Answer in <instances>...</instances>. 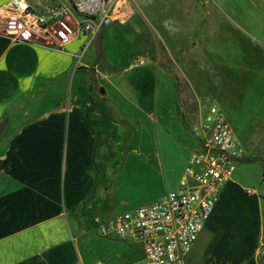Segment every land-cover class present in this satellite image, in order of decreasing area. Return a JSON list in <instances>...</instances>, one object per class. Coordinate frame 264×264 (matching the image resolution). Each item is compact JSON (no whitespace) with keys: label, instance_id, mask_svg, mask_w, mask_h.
I'll return each instance as SVG.
<instances>
[{"label":"crops","instance_id":"crops-1","mask_svg":"<svg viewBox=\"0 0 264 264\" xmlns=\"http://www.w3.org/2000/svg\"><path fill=\"white\" fill-rule=\"evenodd\" d=\"M9 1L0 0V15ZM148 1L135 0L138 8L133 9L128 0L132 14L127 20L138 14L142 25L136 19L113 21L82 54L88 41L82 32L59 47L53 39L14 42L0 31V264H139L138 244L114 234L96 235L89 215L97 213L95 191L103 178L97 149L107 136L117 139L111 123L128 115L127 105L133 121L140 113L144 127L154 123L155 129L170 119L172 82L147 55L157 53L159 42L181 58L182 76L207 103L201 122L216 104L229 116L244 150L231 179L219 187L197 240L175 264H264V0H178L176 7L155 11ZM70 18L76 22L80 17ZM131 24L138 43L150 37L140 50L145 54L122 71H110L123 58L105 57L102 37L123 33L120 27L126 25L131 31ZM98 40V55L88 60L86 53L94 52ZM202 46L206 55L197 51ZM102 56L107 70L99 66L95 71ZM213 61L230 69L229 97L215 82ZM138 69L131 82L129 74ZM201 76L206 81L197 80ZM193 144L185 150L175 186ZM254 167L258 176L251 182ZM112 209L100 217L109 214V219L119 211ZM106 243L116 249L105 250Z\"/></svg>","mask_w":264,"mask_h":264},{"label":"built area","instance_id":"built-area-1","mask_svg":"<svg viewBox=\"0 0 264 264\" xmlns=\"http://www.w3.org/2000/svg\"><path fill=\"white\" fill-rule=\"evenodd\" d=\"M132 14L128 0H68L49 12H38L28 0H10L0 15V30L14 42L55 40L59 47L78 32L88 35L81 54L104 27L124 23ZM78 15L76 22L70 16ZM98 66L94 65L97 71ZM177 185L160 199L117 212L99 225L101 235L114 234L138 244L139 264L181 263L218 197L244 155L229 121L216 105L209 106Z\"/></svg>","mask_w":264,"mask_h":264},{"label":"rangeland","instance_id":"rangeland-1","mask_svg":"<svg viewBox=\"0 0 264 264\" xmlns=\"http://www.w3.org/2000/svg\"><path fill=\"white\" fill-rule=\"evenodd\" d=\"M177 1L154 0L151 2L149 0L147 5H152L149 7H152L155 11L161 7H176ZM205 1L206 4H212V0ZM28 2L38 12H49L63 5L65 0H28ZM131 4L133 9L138 8L135 0H131ZM182 12L185 13V11L181 10L180 14H183ZM187 14L185 13V16ZM132 19H136V24L142 25L143 20L139 18L138 14L132 16L126 23H130ZM113 27L117 26L114 25ZM146 29L148 28L144 26L143 30L145 32ZM120 30L123 32L120 33L121 35H109L105 31L106 33L102 37L105 41V57L107 56L108 59L114 62H119L123 58L118 66L108 68V70L113 72L122 71L125 67L138 63L137 57L145 54L140 50L145 49V43L147 44L148 39H150L149 36H146V42L138 43V36L134 34L135 28L133 24H131V31L129 25L120 27ZM160 43L157 53L153 55L147 53V55L149 59L155 61V67L163 68L166 76L172 82L175 106L172 111H167L171 120L169 118L164 119V123H158L155 129H153L154 123H150L148 127H144V125H139L140 121L138 117L140 113L134 119L136 121H133L129 116V112L132 109H129L127 105L128 115L121 114L119 115L121 120L118 123L115 121L111 123L112 129L110 132L111 134H115L118 130L117 139L107 136L104 141L102 140L97 149V155L102 156V163L104 164L103 178L95 191V209L97 213L89 215V224L95 229V233L98 236L101 235L99 225L108 220L109 214L107 217H100V215L106 211L109 212L108 209L110 207H113L112 211L116 209L124 211L141 204L151 203L158 200L160 196H163L175 186L185 161V150L193 144L194 130L198 128L202 113L207 108V103L198 100L192 88L182 76L180 70L181 58L169 53ZM99 44H101L99 40L95 41L94 52L92 49L87 51L86 58L88 60H93L96 54L98 55ZM197 51L202 55H206V48H203V46L198 48ZM143 60H145V57H143ZM97 64L98 68L99 66H103V70L106 69L103 56L99 58ZM210 67L214 73L215 82H217L219 90H222L228 96L232 86L230 69H227L225 65L220 66L215 64L214 61L211 62ZM140 70L138 69L129 74L131 82L134 79L137 80ZM97 76L100 79L102 77L100 74H97ZM199 79H201V82L202 80L206 81L203 76L197 80ZM150 94L154 96L153 89L151 90V88ZM151 96H148V101ZM143 106L144 108L148 107L147 104H143ZM227 119L230 120L228 115ZM143 120L144 115H142V122L144 123ZM231 123L233 126V122ZM149 131L151 132L150 134ZM194 148L195 145L193 144L191 151ZM257 176L258 169L254 167L250 170L249 177L251 182ZM113 248L116 249L115 244L106 243L105 250L110 251ZM99 252V249L96 247L94 254H98ZM127 261L128 259H126Z\"/></svg>","mask_w":264,"mask_h":264}]
</instances>
